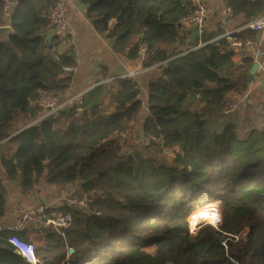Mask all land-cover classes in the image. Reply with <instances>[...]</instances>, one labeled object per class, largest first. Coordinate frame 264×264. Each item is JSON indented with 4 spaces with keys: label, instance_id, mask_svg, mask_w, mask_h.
<instances>
[{
    "label": "trees",
    "instance_id": "16d2710c",
    "mask_svg": "<svg viewBox=\"0 0 264 264\" xmlns=\"http://www.w3.org/2000/svg\"><path fill=\"white\" fill-rule=\"evenodd\" d=\"M81 1L115 50L128 49L136 57L145 42V65L164 69L148 85L143 143L135 134L143 102L128 77L113 82V111L100 103L88 107L90 97L21 131L17 121L41 117V109L31 108L40 90L58 98L68 91L77 62L72 48L63 50V35L48 40L54 29L48 13L57 0H17L10 18L16 33L0 43L2 164L9 178H20L23 193L32 192L45 175L51 184L80 182L83 192L93 194L85 211L59 209L71 215V227L66 238L53 232L45 245H36L41 262L264 264V126L254 125L241 139L233 112H223L229 99L248 89L253 59L235 62L222 28L203 32L187 47L191 32L177 25L194 9L193 0ZM227 4L235 13L244 12L248 22L264 13L263 0ZM6 18L0 0V26ZM255 36L251 30L238 35L243 41ZM200 41L203 46L193 49ZM150 134L163 135V145L146 142ZM165 148L175 153L171 162L162 158ZM211 202L219 204L221 223L193 234L189 217ZM5 204L0 179V217ZM219 219L213 216V223ZM10 235L0 231V264H27L9 243ZM152 246L155 253L146 250Z\"/></svg>",
    "mask_w": 264,
    "mask_h": 264
},
{
    "label": "crops",
    "instance_id": "0c3cea01",
    "mask_svg": "<svg viewBox=\"0 0 264 264\" xmlns=\"http://www.w3.org/2000/svg\"><path fill=\"white\" fill-rule=\"evenodd\" d=\"M202 1L208 7L209 15L203 27L205 31H201L199 40L201 39L203 32H216L219 28H222L224 34H226L245 28L249 23L264 16V13H262L257 18L248 22L246 21V15L244 12L235 13L232 8L228 6V0ZM67 5L66 29L63 32L52 29L48 35V40H50L56 33L63 35V50L72 48L76 56L77 63L74 70H72L73 74L71 73L72 79L70 81L69 89L60 100L65 102L74 98L76 100V105L79 104L82 99L88 101V99L92 97L91 103L88 102V107L93 106L94 103H100L105 107L107 112L113 111L115 107L111 104L109 98L113 82L118 78H125L131 72H135V80L141 85L140 98L143 102V109L136 124L135 134L136 140H141L143 143L144 135L142 127L145 118L148 115V85L153 78L162 74L164 67L161 65L148 67L139 56H129L128 49L124 51L115 50L113 40L108 36V32H99L95 28L92 20L88 17V8L86 4L81 0H67ZM5 24H10L9 18H6ZM193 28L194 26H191L189 29L191 36L193 35ZM255 37V39L248 38V40H251L252 42L249 48L246 47L242 50L238 49L234 51L233 60L235 62H241L242 59L247 58L246 55L248 53L253 55L257 49L264 46V31L256 32ZM138 38L139 40L142 39L143 34L136 38L133 37L131 39V44H135ZM199 40H196L195 43ZM202 44V41H200L199 45ZM158 45L165 48L175 49L166 44ZM187 47H191L189 43ZM180 49L186 51L185 48L180 47ZM248 89H251L252 91L249 101H252L254 98L256 99V96L258 102L264 98V83L259 78H256L254 82L250 83ZM95 91H98L96 92V95L90 96ZM260 107L263 106L260 105ZM31 108H35L32 103ZM36 121L26 118L17 121L16 127L21 130L34 124ZM126 148L130 149V146L128 145ZM0 179L6 188L5 215L0 217V231L8 230L15 225L16 220L20 216L21 209H32L39 206H46L50 210H59L60 208L67 206L70 197L83 196L85 193L82 191L80 182L76 181L70 184H51L47 181L45 175H42L37 179L32 192L23 193L21 190L20 178L11 179L8 177L2 164L1 157ZM89 195L93 197L92 193H89ZM49 233H53V231L34 218L27 221L24 229L18 232L21 238L31 241L35 245H45L47 234Z\"/></svg>",
    "mask_w": 264,
    "mask_h": 264
},
{
    "label": "built area",
    "instance_id": "2783aa9c",
    "mask_svg": "<svg viewBox=\"0 0 264 264\" xmlns=\"http://www.w3.org/2000/svg\"><path fill=\"white\" fill-rule=\"evenodd\" d=\"M3 8L7 15V18H11V15L15 9L17 0H2ZM194 9L186 16H184L177 27L182 32L189 31L191 26L199 25L201 28L204 27L206 20L208 18L209 9L202 0H193ZM67 11L68 5L67 0H57L55 5L48 13V19L53 28L57 31L63 32L67 27ZM243 29H250L255 32L264 31V16L256 21H253L248 24L245 28L238 29L229 33L224 34L223 38H226L229 42V47L233 51L238 49L249 48L252 43L251 40H241L238 35ZM149 55V47L145 42H141L139 45V57L142 61H146ZM247 58H252L254 63L258 64V74L257 78H262L264 80V49L263 47L257 49V51L250 55H246ZM69 70V68H66ZM135 72L129 73L126 77L133 79L136 82V87L140 90L141 85L135 80ZM252 91L251 89L246 90L245 94L239 98H234L225 103L223 107V112L226 114L240 111L243 108V105L247 104L250 98ZM75 99L72 98L68 101L62 102L60 98L48 94L43 90H40L37 98L32 102V105L36 108L42 110L41 117L37 121L49 117L58 116L63 110L74 106ZM36 121V122H37ZM146 142L156 143L163 145L164 136L150 134L146 137ZM163 154L171 156L174 158L175 153L171 149L165 148ZM93 201L89 193H84L83 196H74L70 197L67 202V206H70L74 209L85 211L89 208L90 203ZM36 219L38 222L43 223L44 226L51 229L54 233L59 235L62 238L67 237V232L72 224V217L69 213H64L60 210H50L46 206H39L32 209H21L20 216L16 220L14 226L8 229L11 232V235L8 238L9 243L14 247L16 252L20 254L27 264H43L36 253V245L28 240L21 238L18 234L19 231L23 230L26 222L32 219ZM201 225L191 226V232L195 234ZM2 231V230H1ZM238 238V237H236ZM225 244V242H224Z\"/></svg>",
    "mask_w": 264,
    "mask_h": 264
},
{
    "label": "rangeland",
    "instance_id": "374dc122",
    "mask_svg": "<svg viewBox=\"0 0 264 264\" xmlns=\"http://www.w3.org/2000/svg\"><path fill=\"white\" fill-rule=\"evenodd\" d=\"M197 47L193 48L196 49ZM246 92V91H245ZM245 92L241 95L243 96L245 94ZM239 96V97H241ZM237 97V98H239ZM234 99V98H232ZM229 99V100H232ZM252 100V98H251ZM264 102V98L261 99L260 102H258V98L256 96V99L254 98L252 101H249L247 104L243 105L242 110L240 111H235V113L233 112L232 115L230 116V118H232V120L236 119V123L238 124V131H239V137L241 139H244L245 137H247L249 135V133L251 132V128H253L254 125H258L259 127L264 126V111L263 108L260 107V105ZM260 104V105H259ZM165 155V154H164ZM162 158L167 161V162H171V159H173V157L171 156V158L167 155L162 156ZM216 210V212L218 213L220 219L219 221L216 223H213V216H218V215H213V209ZM212 211V212H211ZM213 213V214H212ZM196 215L198 216L200 214L199 218H194L193 219V224H195L196 226L201 225H212L215 227H218L219 224L221 223L222 220V213L220 212V208H219V204L217 202H211L208 204H205L204 206H202L201 208H198V210L194 213H192V215L189 217V221L190 224L192 226V216ZM209 217L210 220L205 219L203 220L202 218H206ZM201 222V224H197L198 222ZM200 226V227H201ZM146 250L150 253H155L157 250L156 246H152V247H148L146 248Z\"/></svg>",
    "mask_w": 264,
    "mask_h": 264
},
{
    "label": "water",
    "instance_id": "95a60500",
    "mask_svg": "<svg viewBox=\"0 0 264 264\" xmlns=\"http://www.w3.org/2000/svg\"><path fill=\"white\" fill-rule=\"evenodd\" d=\"M116 23V20H113L111 23V27H114ZM201 31H205L204 28H201L199 25L194 26L193 28V35L190 38L189 45L193 46L196 40H199ZM16 30L11 26V24H3L0 26V43H8L10 42V36L15 34ZM73 74V71L71 72ZM258 74V64L254 63L252 66V69L249 73L248 81L249 83H252L256 80ZM263 83L264 80L262 78H259ZM25 129V128H23ZM23 129L21 131H23ZM20 131V132H21ZM20 132H17L11 137H14L15 135L19 134ZM45 164H48V162H45ZM74 250L70 249V253H73Z\"/></svg>",
    "mask_w": 264,
    "mask_h": 264
},
{
    "label": "bare ground",
    "instance_id": "6f19581e",
    "mask_svg": "<svg viewBox=\"0 0 264 264\" xmlns=\"http://www.w3.org/2000/svg\"><path fill=\"white\" fill-rule=\"evenodd\" d=\"M208 15H209V14H208ZM201 46H203V44H202V45H198L197 48H199V47H201ZM212 209H213V208H212ZM211 212H212V211H211ZM213 213H214V214H213ZM213 213H212L213 215H218V213L216 212L215 209H213ZM196 217H200V214H199L198 216H196V215H195V216H194V215L192 216L191 221H192V225H193V226H196L195 224H193V219L196 218Z\"/></svg>",
    "mask_w": 264,
    "mask_h": 264
}]
</instances>
